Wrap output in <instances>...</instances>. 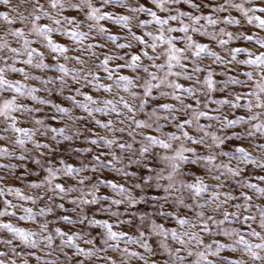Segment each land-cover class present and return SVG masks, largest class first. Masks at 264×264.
Here are the masks:
<instances>
[{"label": "snow or ice", "instance_id": "1", "mask_svg": "<svg viewBox=\"0 0 264 264\" xmlns=\"http://www.w3.org/2000/svg\"><path fill=\"white\" fill-rule=\"evenodd\" d=\"M0 6V264H264V0Z\"/></svg>", "mask_w": 264, "mask_h": 264}, {"label": "rangeland", "instance_id": "2", "mask_svg": "<svg viewBox=\"0 0 264 264\" xmlns=\"http://www.w3.org/2000/svg\"><path fill=\"white\" fill-rule=\"evenodd\" d=\"M14 2H15V0H14ZM2 7H3V6H0V9H2ZM205 11H206V10H205ZM69 14H71V15H75V13H69ZM233 14L236 15V13H233ZM2 27H3V25H2V23H0V30H2ZM237 27H239V26H232L231 30H236ZM135 30H136V31H140L139 29H135ZM244 30H245V31H248L249 33L253 32V31H257V30H255L252 26H248V25H246V24L244 25ZM112 31L117 32V31H119V28H118V27H113V28H112ZM261 35H264V33H261ZM236 43L239 44V43H241V42H236ZM244 46H249V45H247V43L244 42ZM217 50H219V49H217ZM37 74H38V73H37ZM11 76H12V78H15V79H21V77H20L18 74H11ZM30 83H35V82H30ZM122 94H123V93H122ZM102 95H106V94H102ZM51 98H52L53 100L57 101V102H61V103L65 104V105H67V102H66V101H63V98H62V97H56V96H53V97H51ZM109 98H110V97H109ZM21 102H25V103H29V104L31 103V101H25V100H23V98H21ZM51 111H52V110H50V109H45L44 112L38 113L37 115L43 117V116H45L46 114H51ZM97 115H99V114H97ZM47 122L50 123V124H52V125H54V126H57V127L64 126L63 123H58L57 121H47ZM24 123H25V125H27V126H31L30 123H29L28 121H24ZM92 126H93V125H91V124L88 125V127H92ZM71 130H72V129L70 128V129H69V134L71 133ZM166 130H170V129H166ZM97 131H98L101 135H105V134H106L103 130L97 129ZM41 139H44V138H41ZM86 146H88V145L85 144V143L83 142L82 139L79 140V141L72 142V143H70V142H64L63 144H61V145L57 148L56 158L58 159V158H60V157H63L67 162H69V163H73V164H76V163H78V160L81 159V157H79L78 154L73 153L72 148H73V147H80V148H83V147H86ZM29 147H30V145H29ZM245 147H248V145L246 144ZM88 155H90V154H88ZM28 167H29L30 169H33V170H36V171H40V169H39L36 165H34V164H32V163H29V164H28ZM250 171L253 172V173H255V174H264V172H260V170H258V169H251V168H250ZM21 172H23V169H19V170L17 171L16 175H19ZM0 175H4V172H3V171H0ZM43 175H44V173L41 172V177H42ZM105 176H107L108 178H114V174H110V173H108L107 171L105 172ZM38 179H40V177H36V176H26V177H24L22 180H17V179H15V176H13V177H10V178L8 179L7 183H8L9 185H13V186L20 187V188H21L26 194H31L32 190L28 189V188L26 187V185H27V183H28L29 181L38 180ZM121 182H122V181H121ZM210 182H211V181H210ZM262 186H264V185H262ZM104 191H107V192L110 193V190H108V189H103V187H102V192H104ZM8 198H9V199H13L12 197H8ZM14 202H15V201H14ZM256 202H257V203H261V201H259V200H257ZM28 206H31V205H28ZM66 207L70 208L71 205L66 204ZM145 207H146V206H143V205L140 206V208H141L142 210H143ZM121 210H123V209H121ZM88 211H89L90 214H92V213L94 212V209H89ZM57 214H60L59 210H57ZM101 218H104V217H101ZM0 219H3V220H5V221H8L10 218H8V217H4V218H0ZM12 222H13L14 224L19 223V226L30 227L29 224H26L25 222H17L14 218H12ZM61 226L63 227V225H61ZM122 227H123V230H125V231H129V232L132 233V234H136L135 231H134V228H133V227H129V226H122ZM64 230L67 231L68 228L64 227ZM72 230H77V229H76V228H73ZM0 235H6V234H0ZM82 246H84V245H82ZM38 254L43 255V253H38ZM69 254H71V252H69ZM225 254H226V255H230V256H231V255H234V254H232V253H225ZM102 255L111 256V257H113V259H116V260H117V264H120V257H119V255H118L117 253H113V252L109 251L108 253H106V254H102ZM57 256H59V259H58V260H57ZM46 258H48V259H52V260H56V264H66L64 257H63L62 255H60L59 252H56V253H54L51 257H46ZM157 259H163V257H158ZM31 264H36V262H35L34 259L31 260ZM87 264H107V262H106L105 260H102V259L98 260V259H96V258L94 257V258H92L91 261L87 262ZM131 264H141V262L133 260V261L131 262Z\"/></svg>", "mask_w": 264, "mask_h": 264}]
</instances>
